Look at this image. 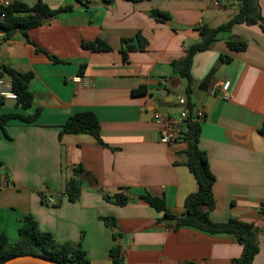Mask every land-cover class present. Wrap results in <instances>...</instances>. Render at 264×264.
<instances>
[{"label":"crops","instance_id":"obj_1","mask_svg":"<svg viewBox=\"0 0 264 264\" xmlns=\"http://www.w3.org/2000/svg\"><path fill=\"white\" fill-rule=\"evenodd\" d=\"M39 1L12 0L29 6ZM41 1L52 9L72 8L26 33L6 38L0 32V70L34 75L29 85L32 107L17 108L16 101L6 100L0 116L40 110L33 123L12 120L5 131L0 129V233L16 242L24 218L31 215L58 242L80 243L93 264H108L114 244L122 246L125 264H232L243 251L234 235L188 226L174 230L141 196L163 198L179 216L186 198L198 190L184 160L187 142L160 143L153 117L157 111L175 112L178 97L186 98L188 82L175 72L173 62L185 58L200 40L202 26L227 23L242 0ZM257 3L264 19V0ZM155 11L169 17L155 16ZM262 24L234 25L208 50L198 52L191 67L194 110L205 113L199 147L215 176L210 219L223 223L239 218L260 228L253 264H264ZM231 37L246 42L247 48L232 51L227 45ZM97 40L110 50L82 45ZM129 45L136 49L129 50ZM223 55L231 61L223 62ZM213 69L212 82L230 81L226 99L198 90ZM83 111L99 120V138H60L67 119ZM78 166L85 171L81 193L70 202L66 182ZM116 195L128 202L117 205L106 199ZM104 218L114 219L115 225L108 227Z\"/></svg>","mask_w":264,"mask_h":264},{"label":"trees","instance_id":"obj_2","mask_svg":"<svg viewBox=\"0 0 264 264\" xmlns=\"http://www.w3.org/2000/svg\"><path fill=\"white\" fill-rule=\"evenodd\" d=\"M108 4H112L115 0H103ZM139 2L142 0H128ZM71 6H64L58 9H52L48 4L41 0L33 6L22 2H13L10 7L0 6V14L5 13L4 19L0 20V32L9 38L17 31L26 33L28 30L41 26L48 18L54 17L56 14L71 10ZM17 13H27L25 16H19ZM155 16L167 19L169 16L165 13L155 11ZM262 24L264 19L261 16L257 0H242L238 6V12L225 24L218 27L204 25L199 29L200 40L192 44L185 58L173 62L176 73L185 78L188 82L186 88V102L189 110L188 122L185 126L186 131L183 134L184 140L188 144L187 154L189 160L186 163L190 172L195 177L198 190L190 194L184 204V212L176 216L172 214L163 198L153 196L146 193L141 199L156 211L161 212L162 220L172 223L174 230L188 226L195 229L205 231L211 234L228 233L236 237L239 244L242 245V255L233 260L232 264H253V261L260 250L261 230L253 223L245 222L239 218H230L227 222L214 223L210 219V212L215 208V200L213 196V185L215 176L209 168L208 157L205 151L199 147V138L201 135L200 122L195 120V104L193 102L194 79L191 74V67L194 56L201 51L208 50L219 35L223 32L231 31L232 27L237 24ZM264 25V24H262ZM264 28V26H263ZM141 44L142 38L139 37ZM84 48L93 51H109L110 47L101 40L91 43H83ZM227 45L232 51H241L247 48L246 42L230 38ZM144 47V46H142ZM129 50H135L133 46H128ZM126 57V51H122ZM223 62L231 61V57L223 55ZM55 61H58L57 59ZM80 74H83L81 70ZM33 73L19 72L12 68L3 67L0 70V77L11 81L12 89L17 95L16 107L29 109L33 104V94L29 88L33 79ZM142 88L138 92H142ZM4 99H0V109L5 104ZM40 114V110H36L31 115H22L19 113H9L0 116V129L5 131L6 125L12 120H19L25 123H33ZM100 123L96 115L91 111L78 112L70 116L64 123L60 132V138L63 135L88 134L95 138H99ZM260 133L264 135V123L260 129ZM3 163L0 161V188L2 186V170ZM74 176L67 180L65 194L70 202L79 199L81 193V183L85 173L81 166L74 168ZM117 205H125L128 199L123 195H116L114 198L106 197ZM59 206V203L56 204ZM264 214V206L262 207ZM108 227L115 225L114 219L104 218ZM33 254L56 260L62 264H93L87 257L86 251L80 243L58 242L53 234L44 232L39 229L37 221L28 215L24 218L23 224L18 229V239L16 242H10L9 238L0 233V263L16 255ZM108 264H125V259L120 244H114L109 252ZM183 264H195L194 262H185Z\"/></svg>","mask_w":264,"mask_h":264},{"label":"built area","instance_id":"obj_3","mask_svg":"<svg viewBox=\"0 0 264 264\" xmlns=\"http://www.w3.org/2000/svg\"><path fill=\"white\" fill-rule=\"evenodd\" d=\"M13 4L12 0H0V6L10 7ZM5 13L0 14V20L4 19ZM1 43V37H0ZM81 80V78H77ZM86 85L88 81L84 82ZM230 81H213L211 82L208 92L223 99L228 98V90ZM0 99L17 100V95L12 89L11 81L7 78L0 77ZM195 120L198 122L205 118V113L202 109L195 111ZM189 110L185 97H178L177 109L175 112L157 111L154 114L153 120L158 126L159 141L165 145H172L183 138L184 128L188 122Z\"/></svg>","mask_w":264,"mask_h":264},{"label":"water","instance_id":"obj_4","mask_svg":"<svg viewBox=\"0 0 264 264\" xmlns=\"http://www.w3.org/2000/svg\"><path fill=\"white\" fill-rule=\"evenodd\" d=\"M215 74H216V70L215 69L211 70L209 74L206 76V78L200 83L198 90L201 92H207ZM184 160L185 162H188L189 160V156L186 152L184 153ZM0 264H62V263L43 256H38L33 254H22V255L13 256L1 262Z\"/></svg>","mask_w":264,"mask_h":264},{"label":"rangeland","instance_id":"obj_5","mask_svg":"<svg viewBox=\"0 0 264 264\" xmlns=\"http://www.w3.org/2000/svg\"><path fill=\"white\" fill-rule=\"evenodd\" d=\"M11 242V241H10Z\"/></svg>","mask_w":264,"mask_h":264}]
</instances>
